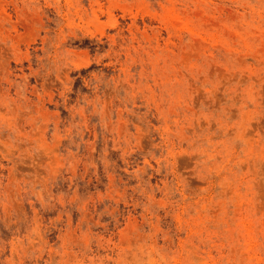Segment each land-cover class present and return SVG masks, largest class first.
I'll return each mask as SVG.
<instances>
[{"label": "rangeland", "instance_id": "obj_1", "mask_svg": "<svg viewBox=\"0 0 264 264\" xmlns=\"http://www.w3.org/2000/svg\"><path fill=\"white\" fill-rule=\"evenodd\" d=\"M0 264H264V0H0Z\"/></svg>", "mask_w": 264, "mask_h": 264}]
</instances>
